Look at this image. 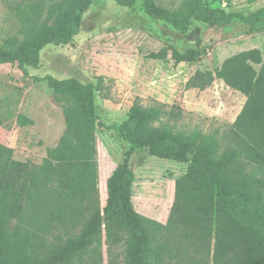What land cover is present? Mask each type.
<instances>
[{"label":"trees","instance_id":"obj_1","mask_svg":"<svg viewBox=\"0 0 264 264\" xmlns=\"http://www.w3.org/2000/svg\"><path fill=\"white\" fill-rule=\"evenodd\" d=\"M95 1L54 0L42 22L27 19L23 38L9 36L0 43V64L39 68L42 49L72 43ZM114 1L128 8L137 2ZM144 5L153 20L183 33L194 21L218 28L238 21L250 31L264 27V6L244 14L214 7L209 0H188L179 11L156 0H144ZM203 53L198 42L184 51L167 45L149 57L166 60L171 54L175 64L193 63ZM37 79L47 82L63 106L66 129L40 165L16 160L13 148L0 143V264H98L103 231L108 243L124 244V264H165L168 257L188 264H264V57L259 48L228 57L214 71L197 70L189 80L200 89L222 80L246 96L224 148L217 133L176 131L162 122L161 104L146 106L139 98L121 123L103 124L129 144L107 179L104 206L96 98L105 78L99 76L97 83L52 75ZM141 148L188 164L176 179L166 223L134 207L136 176L130 160Z\"/></svg>","mask_w":264,"mask_h":264},{"label":"rangeland","instance_id":"obj_2","mask_svg":"<svg viewBox=\"0 0 264 264\" xmlns=\"http://www.w3.org/2000/svg\"><path fill=\"white\" fill-rule=\"evenodd\" d=\"M54 0H0V43L9 37H24L27 19L42 22ZM171 10H182L188 0H156ZM214 7L248 14L264 6V0H209ZM200 42L203 55L193 63L175 64L150 58L167 45L184 51ZM259 48L264 57V27L250 31L241 22L218 28L194 21L183 33L163 20H153L145 11L144 0L133 8L114 0H96L84 14L80 32L72 43L48 44L41 51L39 68L0 64V143L13 148L14 158L40 165L50 147L56 146L66 125L63 106L54 99L46 81L76 78L83 83L105 78L97 91V128L100 173V202L107 199L106 182L111 171L123 161L129 144L103 124L121 123L136 98L146 105L161 104L163 123L176 131L217 133L221 148L231 141L232 127L243 109L246 96L215 80L206 89L189 85L197 70L214 71L228 57ZM260 66H257L259 69ZM23 118L32 120L24 123ZM130 165L135 172L133 204L149 218L166 223L174 202L176 179L188 164L136 150ZM56 233H63L55 230ZM102 258L98 264H124L123 243H108L103 231ZM165 264H188L181 257L166 258ZM211 264V263H210Z\"/></svg>","mask_w":264,"mask_h":264},{"label":"crops","instance_id":"obj_3","mask_svg":"<svg viewBox=\"0 0 264 264\" xmlns=\"http://www.w3.org/2000/svg\"><path fill=\"white\" fill-rule=\"evenodd\" d=\"M114 169H115V168H113V170H114ZM113 170L111 171V174H112ZM111 174H110V175H111ZM100 181H101V179H100Z\"/></svg>","mask_w":264,"mask_h":264}]
</instances>
